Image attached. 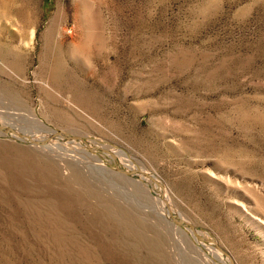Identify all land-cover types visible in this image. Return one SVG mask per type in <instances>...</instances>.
I'll return each instance as SVG.
<instances>
[{"label": "rangeland", "instance_id": "1", "mask_svg": "<svg viewBox=\"0 0 264 264\" xmlns=\"http://www.w3.org/2000/svg\"><path fill=\"white\" fill-rule=\"evenodd\" d=\"M6 1L0 264H264V0Z\"/></svg>", "mask_w": 264, "mask_h": 264}, {"label": "bare ground", "instance_id": "2", "mask_svg": "<svg viewBox=\"0 0 264 264\" xmlns=\"http://www.w3.org/2000/svg\"><path fill=\"white\" fill-rule=\"evenodd\" d=\"M10 1V0H9ZM9 1H6V2H9ZM3 4H4V0H0V23L3 21V20H5L6 18V16H5V14H4V11L2 10V7H3ZM15 10V9H14ZM11 12V11H10ZM9 12V13H10ZM6 13H8V12H6ZM23 14V13H22ZM10 17H12L11 15H10ZM13 20V19H12ZM11 20V21H12ZM8 21V20H7ZM17 22V21H16ZM25 22V21H24ZM15 23V22H14ZM6 25V27H7V23L5 24ZM25 26H26V24H25ZM14 27V26H13ZM23 27V26H22ZM53 27V26H52ZM20 30V29H19ZM22 30L24 31V29L22 28ZM11 34V33H10ZM50 36H51V34H50ZM46 37H48V36H46ZM53 37V36H52ZM55 37V36H54ZM51 39V38H50ZM47 40V39H46ZM50 41V40H49ZM49 41H47V42H49ZM3 43H4V41H3ZM51 43V42H50ZM0 44H1V42H0ZM49 44V43H48ZM5 45H6V43H5ZM4 45V46H5ZM1 47V46H0ZM7 47V46H6ZM13 47V46H12ZM1 49V48H0ZM4 49V48H3ZM2 50V49H1ZM7 50H8V48H7ZM4 52V51H3ZM3 55V54H2ZM11 55V54H10ZM12 56V55H11ZM15 56V55H14ZM14 56H12V58L14 57ZM8 57V56H7ZM6 57V58H7ZM5 58V57H4ZM5 58V59H6ZM10 58V57H9ZM20 61V60H19ZM21 62V61H20ZM2 64V63H1ZM1 123H2V121H1ZM0 123V125L1 126H4L5 127V129H7V128H12V129H14L13 127H9V125H6V124H1ZM14 130H16V129H14ZM0 131H2L3 133H8L9 134V132L8 131H6V130H0ZM17 132L16 133H11V135H13L17 140H21V141H26V142H29L31 145H34V146H37V147H39V146H41V147H44V149L45 148H49V149H51V150H58V149H60L61 147H60V145H56V144H51V146H49L48 144H49V142H50V139L52 138V136H50V137H47V136H41V137H38V136H36V134L35 135H31V134H26V135H24L23 137L22 136H20V132L18 131V130H16ZM55 131H52L51 133H54ZM50 133V132H49ZM10 135V134H9ZM58 138V137H57ZM41 141H47L46 142V144L45 145H37V144H35L34 142H41ZM56 141V140H55ZM73 142V141H72ZM80 142H82V143H84L85 145H87L89 148H90V145H89V143H87V141H80ZM115 156V155H114ZM115 160H116V158H115ZM119 167H122V165L120 164V163H118L117 164ZM132 169H135L134 167H131ZM119 170L120 171H122V173L123 174H125V175H128V177H130L131 175H133V172H137V173H139V174H142L144 177H146L147 179H146V181H149V183H152L151 182V180L155 183V185H154V188L159 192V193H161L162 195H161V198H162V200L165 202V204H168L169 205V202H168V200L165 198V196H164V190H165V188H164V186L161 184V183H159L158 182V180L154 177V176H152V175H150V174H147L144 170H139V171H126V170H123V169H121V168H119ZM144 172V173H143ZM135 174V173H134ZM136 175H138V174H136ZM161 187V188H160ZM169 207H170V205H169ZM163 210V209H162ZM170 210H171V208H170ZM170 214H173V215H175L174 214V212L171 210V213H170V211H168V209H167V218L168 217H170L169 218V220L171 221V216H170ZM182 219L184 218V217H182V216H180ZM187 221V220H186ZM214 251V250H213ZM216 254H214V255H217V257L219 258V259H221V257H220V255L218 254V252L215 250L214 251ZM209 254V253H208Z\"/></svg>", "mask_w": 264, "mask_h": 264}, {"label": "water", "instance_id": "3", "mask_svg": "<svg viewBox=\"0 0 264 264\" xmlns=\"http://www.w3.org/2000/svg\"><path fill=\"white\" fill-rule=\"evenodd\" d=\"M0 130H6V131H8L9 133H16L17 131L16 130H14V129H12V128H7V129H5V127L4 126H1L0 125ZM20 132V136H24V135H28L29 133H27V132H24V131H19ZM57 137H59V138H64V139H66V140H69V141H85L82 137H80V136H77V135H71V134H69V133H65V132H57V131H55L53 134H52V138H57ZM46 142L47 141H41V142H34L35 144H37V145H45L46 144ZM166 208L168 209V211H170V213H171V210H170V207H169V205L168 204H166ZM170 216H171V222L170 223H174V224H176V225H178V226H187L188 228H190V229H192L194 232H196L195 231V227L191 224V223H189L188 221H186V220H184V219H182L180 216H176V215H173V214H170ZM216 246H217V248L219 249V250H221L227 257H229L230 258V260L232 261V263H233V259H232V257H231V255H228V253H226V251H224V249L223 248H221L219 245H218V243L216 242V241H212Z\"/></svg>", "mask_w": 264, "mask_h": 264}]
</instances>
